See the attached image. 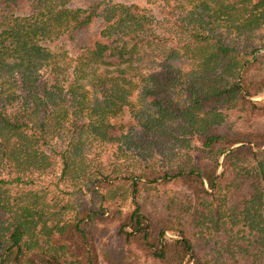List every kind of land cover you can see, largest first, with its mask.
<instances>
[{"label": "trees", "instance_id": "1", "mask_svg": "<svg viewBox=\"0 0 264 264\" xmlns=\"http://www.w3.org/2000/svg\"><path fill=\"white\" fill-rule=\"evenodd\" d=\"M264 0H0V264H264Z\"/></svg>", "mask_w": 264, "mask_h": 264}, {"label": "rangeland", "instance_id": "2", "mask_svg": "<svg viewBox=\"0 0 264 264\" xmlns=\"http://www.w3.org/2000/svg\"><path fill=\"white\" fill-rule=\"evenodd\" d=\"M263 99H264V95H262V96L259 97V98H256L255 101H261V100H263Z\"/></svg>", "mask_w": 264, "mask_h": 264}]
</instances>
